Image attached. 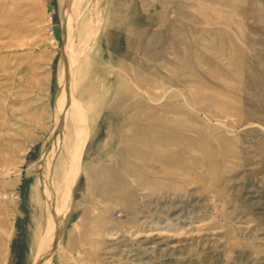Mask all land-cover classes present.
I'll return each instance as SVG.
<instances>
[{
  "label": "rangeland",
  "instance_id": "rangeland-1",
  "mask_svg": "<svg viewBox=\"0 0 264 264\" xmlns=\"http://www.w3.org/2000/svg\"><path fill=\"white\" fill-rule=\"evenodd\" d=\"M0 264H264V0H0Z\"/></svg>",
  "mask_w": 264,
  "mask_h": 264
},
{
  "label": "bare ground",
  "instance_id": "bare-ground-1",
  "mask_svg": "<svg viewBox=\"0 0 264 264\" xmlns=\"http://www.w3.org/2000/svg\"><path fill=\"white\" fill-rule=\"evenodd\" d=\"M74 89V88H73ZM75 111V110H74ZM77 112V111H76ZM72 113V112H71ZM80 114V113H79ZM78 114V115H79ZM77 115V116H78ZM78 118H80V117H78ZM77 118V119H78ZM68 119V118H67ZM69 120V119H68ZM67 120V121H68ZM76 120V119H75ZM70 122V121H69ZM77 123H79L78 122V120H77ZM84 123V122H83ZM83 125V124H82ZM87 125V124H86ZM68 127V126H67ZM77 128H79L80 127V125H79V127L78 126H76ZM68 129V128H67ZM68 131H70V130H68ZM72 131V130H71ZM77 132L76 133H78V132H80V130H76ZM82 138H79V140H76L75 142H74V149L78 146V148H77V151L80 149V147H81V145H82ZM84 141H85V139H84ZM67 145V144H66ZM71 146V144H69V145H67V147H70ZM64 154V153H63ZM66 154V153H65ZM70 154V153H69ZM67 156V155H66ZM66 156L65 157H63V158H65L66 159ZM71 159V157H69V160ZM61 160H63V159H61ZM67 160V159H66ZM58 162H60V161H58ZM62 166V165H61ZM59 169H61V168H59ZM64 169V168H63ZM62 169V174H63V171L65 170V177H66V181H71L72 180V178L73 177H75V175H74V173H75V167H72V166H70L69 164H67L66 165V168L63 170ZM77 171V170H76ZM60 172V171H59ZM61 173H60V175H62ZM60 175H59V177H60ZM56 177H58L57 176V173H56ZM54 178V177H53ZM56 179V178H55ZM60 179V178H59ZM61 181H63V180H61ZM58 182H60V181H58ZM54 183H55V180H54ZM56 187V186H55ZM54 187V188H55ZM57 200V199H56ZM58 201L59 202H61L60 200H59V198H58Z\"/></svg>",
  "mask_w": 264,
  "mask_h": 264
}]
</instances>
